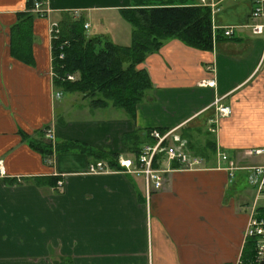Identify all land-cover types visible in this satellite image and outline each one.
Returning <instances> with one entry per match:
<instances>
[{
	"label": "crops",
	"instance_id": "crops-1",
	"mask_svg": "<svg viewBox=\"0 0 264 264\" xmlns=\"http://www.w3.org/2000/svg\"><path fill=\"white\" fill-rule=\"evenodd\" d=\"M29 1L0 0V161L6 170L0 176V264H235L258 191L243 184L249 165L234 177L220 154L238 161L250 149L264 150V38L249 27L251 0H44V16ZM195 5L212 10L214 48L172 37L150 54L139 68L153 87L135 119L113 107L102 119L67 122L61 116L65 94L54 86L52 23L83 18L88 37L130 46L134 27L125 10ZM26 12L36 17L31 62L12 48ZM108 27L115 39L125 33L130 45L109 39ZM228 28L232 37L224 36ZM220 99L232 114L213 125ZM175 128L189 146H208L211 156L199 170L173 166L150 197L142 178L93 174L88 169L95 157L69 151L45 159L33 144L53 129L55 142L129 158L135 156L129 136ZM55 176L66 178V195L47 179Z\"/></svg>",
	"mask_w": 264,
	"mask_h": 264
},
{
	"label": "trees",
	"instance_id": "trees-1",
	"mask_svg": "<svg viewBox=\"0 0 264 264\" xmlns=\"http://www.w3.org/2000/svg\"><path fill=\"white\" fill-rule=\"evenodd\" d=\"M34 1H29V8L33 7ZM123 14L134 27L130 46H118L101 38L88 37L83 18L62 24L59 38L53 39L54 86L64 92L84 94L91 99L93 108L114 107L135 119L138 106L153 87L148 72L139 68L147 57L160 50L165 41L172 37H178L190 47L212 51L218 35L214 38L213 13L207 6L139 8L125 10ZM20 17L26 19L14 28L13 53L26 62H31L32 57L28 56L29 27L32 26L34 16L26 12L20 14ZM66 41L67 45L63 46ZM61 54L64 55L63 58L60 57ZM71 75L76 79L70 80L68 77ZM153 130L138 132L132 136L134 138H127L135 156L140 153L144 144L154 142L151 137ZM158 130L167 132L166 129ZM48 131L44 134L46 138ZM189 142L190 140L188 146ZM33 144L45 159L52 158L55 152L65 153L79 149L80 152L95 157V163L103 161L112 170L121 171L118 162L121 156L118 154L95 153L90 147L71 141L57 143L40 139ZM189 147L195 150L191 144ZM193 150L191 152L196 153L195 156H202L206 160L211 156L210 153L200 154V151ZM47 179L53 180L57 187L59 181H64L63 176ZM256 239L251 238L247 242L243 264L252 263Z\"/></svg>",
	"mask_w": 264,
	"mask_h": 264
},
{
	"label": "built area",
	"instance_id": "built-area-1",
	"mask_svg": "<svg viewBox=\"0 0 264 264\" xmlns=\"http://www.w3.org/2000/svg\"><path fill=\"white\" fill-rule=\"evenodd\" d=\"M216 2V0H215ZM252 12L251 22L249 27L254 36L264 38V0H251ZM203 5H207V0H201ZM33 10L40 15L45 14V2L44 0H35L32 7ZM89 24H86V29L89 28ZM51 33L53 39H58L61 34V26L59 23H52ZM215 33V31H214ZM226 37H232L234 31L232 28H228L224 31ZM216 34H214V38ZM67 45V41L63 43V46ZM64 57L63 54L60 55ZM70 80H75V76L68 77ZM218 104V118L212 119L211 123L216 125L220 118L228 117L232 114V108L228 105H223L220 100H216ZM177 129L169 130L162 133L158 129H154L151 132V137L154 140L152 143H146L142 146L140 153L133 157L119 158V165L121 172L134 175L138 178H142L145 184V190L148 197L154 192L162 190L166 175L173 170V166L178 165L181 170H194L197 168H203L205 163L203 160L192 154L188 147V141L183 139L177 132ZM47 138L55 140V136L51 130L47 132ZM246 153L254 154L264 153L263 149H250ZM222 159L227 161L229 158L227 155H222ZM3 161H0V176L5 175V168L2 166ZM230 166L234 165V161L229 160ZM232 169L229 167V170ZM89 171L93 174H104L114 172L106 162L99 161L93 163L89 167ZM252 180L259 186V191L264 190V167L258 166L252 169ZM64 181H59V187H62ZM260 193V192H259ZM246 235L248 237H256L259 241L257 243V255L256 262L254 264H260L264 259V220L254 219L247 227Z\"/></svg>",
	"mask_w": 264,
	"mask_h": 264
},
{
	"label": "rangeland",
	"instance_id": "rangeland-1",
	"mask_svg": "<svg viewBox=\"0 0 264 264\" xmlns=\"http://www.w3.org/2000/svg\"><path fill=\"white\" fill-rule=\"evenodd\" d=\"M32 13H34V12L32 11ZM35 18L36 17L34 16V19ZM126 24L127 25H125V26L127 28H129L130 31H132V29H133L132 25L129 24V23H126ZM108 29L109 30H106V32H107L106 35H107V37L109 39H111L113 41H116L118 44H121V45H130L131 41H129V42L126 41V39H125L126 34L125 33L121 34L119 39H115V38H113V35L116 33L115 29L112 28V27H108ZM29 30H30V27H29ZM94 31H95L96 34L98 32L97 35H101V33H102L101 32L102 30H101V28L99 26H96ZM248 43H252V42L250 41ZM62 93L65 94V96L63 98V104H64L63 107H64V110H65L64 111L65 113L61 114V116L64 115L63 117H64V119H66L67 122H73L74 120H78V119H87V120H92V119L95 120V119H98V118L102 119L101 117H104L105 115H107L108 113H110L112 111V110L111 111L110 110H106L109 107H107V108H93L91 99L90 98H86L84 96V94H82V93H79V92L70 93V92H64V91ZM83 108L85 110H82ZM48 130H51L53 132V134H55L53 129H48ZM132 136L133 135L129 136V138H134ZM182 138L185 139L184 137H182ZM46 139H47V141L50 140L48 138H46ZM54 142H55V140H54ZM64 143H66V142H64ZM190 144L195 149V150L190 149V151L191 150H193V152L200 151V154L204 153V154H207V155H208V152H210V151H207L208 146H200V145H198L195 142L193 143V141ZM73 151L80 152L79 149H75ZM221 153H222V155H227L229 160L234 161V165L230 166V164L228 163L229 160L225 161V160L221 159L222 161L226 162L228 170H229V167L232 168V169H230V172H231V175H234V177H235V174H236L237 171L243 172V171H241L243 169L242 166L249 165V166H247L248 168L247 167L245 168L246 170L244 169L245 170L244 172H248V173H244V175L242 176V178L244 179L243 180L244 181L243 184H244V186L246 188H248L250 186L254 187L255 191H258V196H255L254 210H253V212H252V214L250 216V220H249L248 225L254 219L264 220V217H263L264 216V209H262V208H264V190H260L259 191V189H260L259 186L256 184L255 181L252 180V169H254L255 167H258V165H260L261 167H264V153L258 154V155L254 154L253 156L250 153H246L245 155L244 154L241 155V158L239 157L238 161L233 160L226 152H223V150L221 151ZM195 154L196 153H194L193 155H195ZM198 157H200L203 160V162L205 163L204 157H202V156H198ZM220 157L222 158L221 154H220ZM199 169H201V168H197V169H194V170H199ZM88 172H90L89 169H88ZM5 175H6V170H5ZM66 183L67 182H66V178H65L63 186L60 187L61 191L64 192V195H66V193H65L66 187H67ZM259 192H260V194H259ZM251 238H256V237L255 236L254 237H248L247 235L245 236L244 245H243L240 257H239L238 261L235 264H243L244 263L243 257H244L245 248H246L247 242ZM258 242L259 241L256 239L255 253H254L253 261H252L251 264H254V262H256L255 258H256V255H257L256 248H257V243ZM64 263H66V262L64 261Z\"/></svg>",
	"mask_w": 264,
	"mask_h": 264
},
{
	"label": "water",
	"instance_id": "water-1",
	"mask_svg": "<svg viewBox=\"0 0 264 264\" xmlns=\"http://www.w3.org/2000/svg\"><path fill=\"white\" fill-rule=\"evenodd\" d=\"M260 264H264V259L262 260V262Z\"/></svg>",
	"mask_w": 264,
	"mask_h": 264
}]
</instances>
